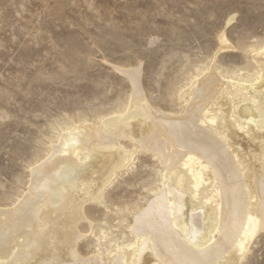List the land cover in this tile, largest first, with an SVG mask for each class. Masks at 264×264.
<instances>
[{"label":"bare ground","instance_id":"obj_1","mask_svg":"<svg viewBox=\"0 0 264 264\" xmlns=\"http://www.w3.org/2000/svg\"><path fill=\"white\" fill-rule=\"evenodd\" d=\"M234 50L221 34L218 52ZM250 52L251 75L192 77L180 115L151 107L136 69L113 67L132 87L126 108L56 134L27 191L0 207V264H240L264 231V44ZM139 153L162 166L160 185L110 257L83 256L86 205H103Z\"/></svg>","mask_w":264,"mask_h":264},{"label":"rangeland","instance_id":"obj_2","mask_svg":"<svg viewBox=\"0 0 264 264\" xmlns=\"http://www.w3.org/2000/svg\"><path fill=\"white\" fill-rule=\"evenodd\" d=\"M221 34L234 51L218 52ZM263 44L264 0H0V207L27 191L56 134L126 108L132 87L113 67L136 69L151 107L180 115L178 91L192 77L213 66L251 75L250 50ZM161 170L139 153L103 205H86L83 256L110 257L131 237V214L151 200ZM240 264H264V231Z\"/></svg>","mask_w":264,"mask_h":264}]
</instances>
